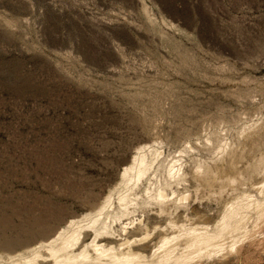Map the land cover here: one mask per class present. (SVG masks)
<instances>
[{
	"label": "rangeland",
	"instance_id": "374dc122",
	"mask_svg": "<svg viewBox=\"0 0 264 264\" xmlns=\"http://www.w3.org/2000/svg\"><path fill=\"white\" fill-rule=\"evenodd\" d=\"M69 254L264 264V0H0V264Z\"/></svg>",
	"mask_w": 264,
	"mask_h": 264
},
{
	"label": "bare ground",
	"instance_id": "6f19581e",
	"mask_svg": "<svg viewBox=\"0 0 264 264\" xmlns=\"http://www.w3.org/2000/svg\"><path fill=\"white\" fill-rule=\"evenodd\" d=\"M92 221H94V219L92 220ZM95 221H96V218H95ZM98 237V235L96 236V238ZM79 238V237H78ZM77 241V240H76ZM98 241V240H97ZM97 241H95V242H97ZM95 242H94V244H93V248H95L94 249V251H96V257H94V256H91L90 254L91 253H89L88 251H86V253H85V256H86V258H83L84 260L85 259H89V260H91V261H97L98 259L97 258H99V257H101L104 253H106L104 250H103V248H102V246L100 245V246H98V244L95 246ZM124 243H123V246H119V249H126V248H128L129 250H130V245H131V242L127 239V238H125V240L123 241ZM56 243V242H55ZM99 243V242H98ZM68 243L66 242L65 243V245H67ZM54 245V244H53ZM118 247V246H117ZM89 248V247H88ZM65 249V248H64ZM114 249H115V246H114ZM86 250V249H85ZM88 250H90V249H88ZM118 250V249H117ZM94 253V252H93ZM107 254V253H106ZM114 254H115V252H114ZM119 254H120V252H119ZM125 254V253H124ZM54 255V254H53ZM117 255V254H116ZM54 257H56V256H54ZM117 257H119V255H117L116 257H115V259H114V257H113V260L115 261L116 260V258ZM63 259V261L61 262V261H57L56 262V264H58V263H60V264H81L80 263V259H81V255H74V254H69L68 256H65V257H62ZM125 258V257H124ZM129 258V257H128ZM97 259V260H96ZM101 259V258H100ZM126 259V258H125ZM112 260V259H111ZM110 260V261H111ZM99 262H100V260H98ZM109 261V262H110ZM125 262V261H124ZM127 262H128V260H127ZM130 262V261H129ZM103 263V262H102ZM123 264V263H122Z\"/></svg>",
	"mask_w": 264,
	"mask_h": 264
}]
</instances>
